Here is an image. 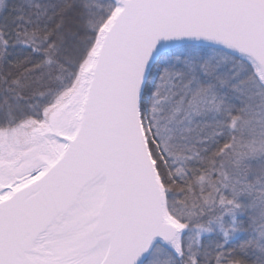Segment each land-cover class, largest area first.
Listing matches in <instances>:
<instances>
[{"label": "snow or ice", "instance_id": "6c2138e0", "mask_svg": "<svg viewBox=\"0 0 264 264\" xmlns=\"http://www.w3.org/2000/svg\"><path fill=\"white\" fill-rule=\"evenodd\" d=\"M0 264H264V0H0Z\"/></svg>", "mask_w": 264, "mask_h": 264}]
</instances>
